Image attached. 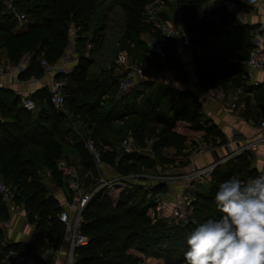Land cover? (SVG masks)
<instances>
[{
    "label": "trees",
    "instance_id": "16d2710c",
    "mask_svg": "<svg viewBox=\"0 0 264 264\" xmlns=\"http://www.w3.org/2000/svg\"><path fill=\"white\" fill-rule=\"evenodd\" d=\"M150 1L153 0H118L125 16L120 48L126 49L130 57L133 55L143 58L148 44L141 35L147 32L167 50V65L183 72L182 64L171 45L172 41L160 33L154 22L146 20L144 6ZM176 1L182 12V27L188 35L190 45L201 46L195 57V64L202 71L203 79L211 84L220 82L222 86L228 83L242 85L245 71L242 61L246 60L252 47L251 33L243 32L241 35L237 32L233 36L231 47L237 51L239 60L232 62L221 57L219 52L220 40L225 34L222 28L233 22L234 14L224 5L199 12L206 0ZM96 2L97 0H14L15 9L23 12L28 21L24 28L16 30L18 19L15 12L6 8L3 0H0V48L13 62L32 52L26 69L19 73L22 80L43 75L39 63L40 52L43 51L44 57L51 62H56L61 57L67 49L71 23L78 32L75 45V50L78 51L77 63L65 75L67 95L64 110L67 113L51 104L46 87H40L33 93L32 97L38 105L34 113L21 105V95L14 89L0 85V111L3 115V120H0V177L16 184V200L23 205L28 221L38 229L47 231L49 238L56 241L64 236L65 224L58 218L62 206L59 199L41 184L36 170L46 167L57 185L64 184L57 168L59 159H56L63 155L64 143L69 135L71 141L68 140V144L78 156L79 164L84 171L93 173H97V169L85 145V136L97 144L102 158L115 164L116 170L121 174L141 173L142 167L156 165L159 161L149 154H121L117 146L120 138L129 132L135 135L139 144L146 146L145 129L153 123L162 122L161 109L171 103L175 119L193 123L195 129L205 130V136L218 135L219 144L226 142L214 124H202L200 102L194 91L177 92L163 82L152 84L147 76L120 97L112 96L107 99L110 105L104 106L102 97L114 88L117 90L119 74L111 69L92 74L91 67L95 60L83 55L86 41L95 42L102 29L99 27L94 30L95 36L90 39L84 35L90 28L91 11ZM143 85L147 86L146 91H142ZM150 85L153 89L146 95ZM75 122L81 123V128L85 131L83 137L72 129L71 124ZM185 141L184 134L171 130V126H163L158 131L153 147L162 149L174 146L179 154L183 153ZM106 145L112 148L107 149L104 147ZM33 148L41 149L42 153L36 154ZM117 156L118 160L115 159ZM160 160L159 163L164 165L171 163L173 159L162 156ZM230 163L232 166L228 167ZM258 174L257 169L251 166L247 151L229 159L224 167L217 166L205 190L196 192V221L185 224H168L162 218L152 221L147 215V210L152 205L149 193L165 190V183L153 184L150 190H145V185L134 183L132 187L120 192L116 202L112 200L108 189L103 188L91 197L81 211V230L89 236V240L74 248L73 264H141L143 258L129 252L131 247L146 257L161 258L162 264H184L187 235L197 224L220 216L214 203V194L219 184L233 175L248 178ZM212 209L215 210L213 217L211 214L207 215V211ZM0 217H8L7 208L1 199ZM11 247L32 254L37 264L45 263L32 245L18 241L6 244L0 242V264H4V254Z\"/></svg>",
    "mask_w": 264,
    "mask_h": 264
},
{
    "label": "built area",
    "instance_id": "2783aa9c",
    "mask_svg": "<svg viewBox=\"0 0 264 264\" xmlns=\"http://www.w3.org/2000/svg\"><path fill=\"white\" fill-rule=\"evenodd\" d=\"M249 3H255L258 0H247ZM8 9L16 11L14 3L10 0H4ZM163 0H153L147 2L144 6V14L147 21H152L159 29L160 33L172 41L173 46L177 52H180L183 48H189L190 41L185 29L182 25L177 24L168 18L160 16L161 6ZM224 4H230V0H225ZM18 22L21 20H27V16L24 13H16ZM75 48V42L69 41L66 51L56 62L49 61L46 57H39V63L43 70V75L39 78L31 76L29 79H35L45 85L49 92V99L51 104L57 108L64 110V102L66 100V84L67 75L73 67V63L78 59L77 57H71L70 53ZM83 55H89V50L83 52ZM161 58L166 55L165 49L159 51ZM76 56V55H75ZM28 56H23L19 61L13 62L9 59L4 63H0V84L4 85L9 81H23L19 78V73L24 71L29 62ZM246 73L248 76H252L253 71L258 68L264 69V33H255L252 36V47L245 60ZM115 71L119 74L117 90L119 93H126L130 91L146 74L145 68L133 61L126 49H121L116 58ZM5 86V85H4ZM199 93L207 99H214L221 101L225 98L226 94L224 89L217 84H200L198 86ZM231 103V107L236 106V99ZM21 105L31 111H36L38 105L34 97L28 94H22L20 97ZM0 120H3V115L0 111ZM260 126L264 128V119L260 121ZM196 142L193 153L188 156L190 165L184 169V171L172 174L169 172L157 173V174H142V173H130L121 174L116 170L115 164L110 161H106L102 158L101 149L92 140L88 139L85 142L87 149L89 150L96 168L99 171L98 185L90 187L88 189H82V185L77 172L76 164L73 160L61 158L57 161V168L59 169L62 179H66L69 185L75 191L74 199V214H71L70 207L62 208L58 213V218L67 226V235L70 244V251L67 262L65 264H73L74 260V248L79 245L86 244L89 240V236L81 230V211L91 197L105 186L109 189L119 188L123 190L127 187H132L133 182L145 183V188H150L151 185L157 183H165L167 185L168 194L170 193L173 198H165L164 190L159 189L151 192L152 205L147 210V215L155 221L157 219H165L168 224L174 222H188L194 220L191 216V210L194 208V202L197 198L196 193L185 192V187L190 185L193 181L206 183L212 178L214 169L224 164L229 159L244 152L248 149H256L258 144L264 141V136L258 137L246 143L238 144L235 148H231L229 145L236 139L234 135L231 136L228 143H224L229 147V151L221 156L215 158L213 161L197 166L193 159L197 155H201L204 152L211 150V143L207 141L203 133L197 134L194 138ZM117 150L119 153H137L145 154L146 147L139 144L133 133H128L122 136L119 140ZM118 160V156L115 158ZM146 178H148L146 180ZM181 181L182 190L170 191V185L176 186L177 182ZM0 199L6 206L8 211V217L0 218V228L8 227L10 223V215L23 213L22 205L16 200L15 190L3 180H0ZM4 264H36L35 257L32 254L24 252L16 248H9L4 254Z\"/></svg>",
    "mask_w": 264,
    "mask_h": 264
},
{
    "label": "crops",
    "instance_id": "0c3cea01",
    "mask_svg": "<svg viewBox=\"0 0 264 264\" xmlns=\"http://www.w3.org/2000/svg\"><path fill=\"white\" fill-rule=\"evenodd\" d=\"M225 0H206L204 4L199 8V12L209 11L212 10L215 7L218 6H226L228 10L234 14L235 19L233 22L229 23L228 25H225L222 29L225 30V34L220 40L221 42V51L219 52L221 57L227 58L228 60L232 62H236L239 60L237 56V51L232 48V38L237 34V32H240L242 35L243 32L251 33V41L252 36L255 33H264V0H258L255 3H249L247 0H230V4H224ZM161 12L160 16L167 18L166 11L164 8V5L161 6ZM179 9V8H178ZM165 14V16H163ZM182 16V15H181ZM169 18V17H168ZM182 24V22H180ZM143 34H148L149 36L145 37ZM230 34V36H229ZM143 39L147 42L148 48L157 47L159 50H154V55L156 56V61L161 62V68L159 70L151 71L150 73H146L144 75L148 77H153L154 79L158 78L157 75H160L164 82L170 86H172L177 92L181 90H192L194 93L198 96L199 102H200V111L204 113L205 123L210 122L215 125L216 129L219 130V133L223 136L225 139V143H228L229 139L232 135L235 137V141L231 143L229 146L231 148H235L238 144L246 143L248 141H251L253 139H257L258 137L264 136V128L260 126V121L264 119V69L258 68L253 71L252 76L247 75L246 71V65L245 61L243 60V66H244V73L242 76L243 82L240 86H234L232 87L231 94H228L227 97L223 98L221 101L214 100V99H207L199 93L198 86L200 84H211L209 81H206L203 79L202 71L198 69V67L195 64V57L199 54L201 50L200 45H196L195 49L196 51H193L192 46L190 45L189 48H183L180 50V52H177L175 49V55L178 57L180 63L183 67V72H179L177 69H172L167 65L166 62V55L164 58H161L159 55V51L161 49H164L162 47V43L156 39L154 36L150 35L147 32L142 33L141 35ZM229 36V37H228ZM171 45H173L171 43ZM75 51V48L74 50ZM71 51V53H74ZM167 53V50H165ZM70 53V55H71ZM75 54V53H74ZM73 54V57H77L78 53L76 52V56ZM152 54V53H151ZM224 54H227L228 56H225ZM27 56L26 54H24ZM23 55V56H24ZM0 63H4L5 60H7V56L5 54V51L2 49L0 51ZM72 57V55H71ZM76 59V58H75ZM77 63V60L73 63V66ZM159 64V63H158ZM234 76V75H233ZM2 85V84H0ZM5 86H9L12 89L16 91V93L22 95V94H28L33 96V93L36 89L40 87H46L44 84L42 85L40 81L35 79H26L21 82L13 80L9 81L7 83H4ZM47 88V87H46ZM234 96L237 98L236 106L231 107V103L234 100ZM251 96V99L249 98ZM173 104H169L164 109L163 112V119L162 122L157 123L160 127L171 126V130H174L176 132L184 134L182 131H179L172 127L173 123L181 122V119H175L174 118V111H173ZM258 110H261L258 112ZM260 114L258 117L257 115ZM149 127V126H147ZM146 130V129H145ZM193 139V146L187 147V138L185 141V148L183 150V153L176 154L177 157L180 158L181 166L179 167H172V163H174L175 159L173 158L174 155H168L165 152L166 148H169L170 150L175 151L174 146H168L164 147L162 149L154 148L153 147V138H148L144 135L145 143L149 146L150 151L152 150L151 155H153V152H158L165 154V156L173 159L171 163L164 164V170L163 171H169L172 174H177L182 171H184L185 168H187L190 165V161L187 159L191 153H193V150L195 149L196 142L194 140L195 136L197 134L203 133L205 136V130L199 129V130H190ZM207 141L211 143L212 149L204 152L201 155H197L193 162L197 166L205 165L211 161H213L217 157H221L225 155L229 151V147L225 144H219L220 137L218 135L209 134L205 136ZM153 141V143H151ZM146 145V146H147ZM107 149H111V146H104ZM194 148V149H193ZM249 153V158L251 162V166L256 168L258 172L264 170V141H262L260 144H258L256 149H248L245 150ZM147 154V153H146ZM227 162V161H226ZM225 162V163H226ZM224 163V164H225ZM222 164V166L224 165ZM171 166V167H169ZM160 166L156 164L155 167L150 168H144L142 167V171L145 170H153L159 169ZM166 167V168H165ZM81 171L78 173L80 175ZM142 174H147L150 172H141ZM151 174H157V172H152ZM80 179V176H79ZM64 184L60 186V188H63L67 195H72L73 202L70 200L71 198L67 196L66 194H62V203H65L64 198L68 197V199L71 201L69 202L71 205H69L71 214H74V199H75V192L73 193L71 190L73 189L68 181L64 179ZM82 189H85V181H81ZM69 190L68 192L65 189ZM170 191H178L180 192L182 190L181 181L177 182L176 186L170 185L169 187ZM120 189H114L115 192H119L120 195L121 190ZM119 195H110L112 200L116 202L119 198ZM115 196V198H114ZM58 198L60 200V196L58 195ZM60 202V203H61ZM23 206V205H22ZM23 213L18 214H11L10 215V223L11 225L8 227L1 228L3 231H5V243L9 242H18V241H24L30 245L33 246L34 251L43 259L45 262L44 264H65L68 259L69 251H70V244L68 240V233H67V226L65 225L64 230V236L60 241H56L55 239H50L47 231L35 229V230H28L26 233L21 231V227L23 223H26L27 220L28 223H30L27 219L26 212L24 210V207H22ZM25 215V216H24ZM2 219V217H0ZM31 224V223H30ZM134 250V251H131ZM129 251L134 252L136 254H141L136 248L131 247L129 248ZM133 253V254H134ZM148 259H154L156 263L154 264H162L163 260L161 258L151 257L147 256ZM159 260V261H158ZM37 264V262H36ZM39 264V263H38ZM141 264H151V263H144V261L141 262Z\"/></svg>",
    "mask_w": 264,
    "mask_h": 264
},
{
    "label": "rangeland",
    "instance_id": "374dc122",
    "mask_svg": "<svg viewBox=\"0 0 264 264\" xmlns=\"http://www.w3.org/2000/svg\"><path fill=\"white\" fill-rule=\"evenodd\" d=\"M10 1H14V0H10ZM163 5H164V8H165V13L166 15L169 17H167L169 20L177 23V24H180L182 25L180 22H182V12L180 11V9H178V6H177V1L176 0H163ZM3 4L6 6V2H4L3 0ZM7 8V6H6ZM16 13H23V12H20V11H15ZM163 16H165V14H163ZM28 21L27 20H21L18 22L17 26H16V30H19V29H22L24 28V26L26 25ZM124 22H125V16H124V13L122 11V8L119 6V3H118V0H97L96 4L94 5L92 11H91V19H90V28L87 32H84V35H86L89 39L94 35L95 36V33H94V30L96 29H99V27L102 29L99 30L98 32V38L97 40L94 42V41H91V40H87L86 43H85V49L89 50V57H92L95 62L93 64V66L91 67V73L92 74H96L98 73L100 70H112L115 72V64H116V58H117V55L118 53L120 52L121 48H120V38H121V35L123 34V31H124ZM77 30L75 29L73 23H71L70 25V28H69V31H68V36H69V41H74L75 42V45L77 44L76 43V37H77ZM145 37L149 36L148 34H143ZM147 50L146 52L144 53V57L139 59L138 57H134L133 55L131 56L134 60H137L135 62H137L138 64L142 65L145 70H146V73H150L151 71H154V70H159L161 68V62H158L156 61V56L154 55V50H159L157 47L153 48V50H151V48H148L146 46ZM192 48H193V51H196L195 49V46L192 45ZM2 49L0 48V51ZM84 50V51H86ZM75 54L76 52L78 53L77 50L73 51ZM74 53H71L72 57H73V54ZM152 53V54H151ZM32 54L31 53H26V55L28 57H30ZM74 54V55H75ZM156 54V53H155ZM225 56H228L227 54H224ZM40 56H45L44 55V52H40ZM2 57H0L1 59ZM137 58V59H135ZM159 63V64H158ZM114 73H112V75H114ZM158 78L154 79L153 77H148L147 75V79L148 80H151L152 84L153 82L154 83H161V82H164L163 79L160 75H157ZM115 77V76H114ZM146 79V80H147ZM217 85H220L224 91H225V94L227 97L228 94H231L232 92V87H233V84H227V85H223L220 83V82H217L215 83ZM140 88V86L138 87ZM142 91H146L147 90V86L146 85H143L141 87ZM153 87L150 85V87L148 88V91L145 93L146 95L149 94L151 91H152ZM123 93H119L118 90H116L114 88L113 91H109L108 94H106L105 96L102 97V100H104V106L105 107H108L110 105V102L106 101L107 99L111 98L112 96L114 97H120V95H122ZM251 99V96L249 97ZM163 110V112L165 111L164 109H161ZM261 111V110H258V112ZM32 112H36V111H32ZM64 113H67L66 110H63ZM202 113V116L204 117H207L204 115V113L202 111H200ZM258 117L260 116V114L257 115ZM205 118L202 117V124L205 123L206 120H204ZM73 126L72 129L75 131L76 134H79L81 137L84 136V130L81 128V123L80 122H75L73 124H71ZM172 127H174L175 129L179 130V131H182L184 133V135L186 136L187 138V144L185 145L186 148L187 147H192L194 142H193V139H192V135L191 134V131L190 130H197L194 128L193 126V123L191 122H188L186 120H182L181 119V122H178V123H173ZM160 129V126L156 123H153L152 125H150L149 127L146 128L145 132H144V135L146 137H148L149 139L150 138H153V141L155 139H157V135H158V131ZM129 132V131H128ZM130 133V132H129ZM71 134V133H70ZM85 139V142L90 139V137H84ZM68 140L71 141V135L68 136L66 142L64 143V153L61 157H58L56 160L58 159H61V158H66L68 160H73L74 163L76 164V168H77V172L80 173V179L81 181H85V189H88L90 187H93V186H97L98 185V176H99V171L97 169V173H93L92 171H84V169L82 168V166L79 164V159H78V156L76 155V153L71 150V146L68 144ZM153 141L151 143H153ZM147 143V142H146ZM147 145V144H146ZM146 147V152L147 154L151 155L152 153V150L150 151V148L149 146H145ZM194 149V148H193ZM33 150L35 151L36 154H41V149H38V148H33ZM151 152V153H150ZM165 152L168 154V155H174V163H172V167H179L181 166V162L180 161V158L176 156V149L175 151L173 152V150H170L169 148H166L165 149ZM181 154V153H179ZM162 156H165V154L163 153H156V152H153V155H151V157H154L155 159H157V161H161L160 158ZM37 157V155H36ZM167 157V156H165ZM169 158V157H168ZM39 160V159H38ZM159 162H156L159 167V169H151V170H143L142 169L140 170V172H150V173H147V174H151L152 172H157V173H165V172H169V171H163L164 169V165L163 164H160ZM164 164H167V163H164ZM156 165H154L153 167H155ZM225 166V164L223 165V167ZM232 166V163L228 164V167ZM171 167V166H169ZM171 167V168H172ZM166 168V167H165ZM171 173V172H170ZM36 174L38 176V178L40 179V182L41 184H44L46 186V188L48 189V192L52 193L53 195H55L57 198H58V195L60 196V202L63 200L62 199V194H66V192L64 191L63 188H60V185H57L55 183V181L52 179L51 177V174H50V170H48L46 167H39L38 170H36ZM148 178H146L147 180ZM217 178H215L216 180ZM0 180H3L4 182H6L8 185H10L15 191H17V186L16 184L13 183V181L9 180H5L4 178L0 177ZM212 180V178L210 179V181ZM63 181H65L63 179ZM210 181L206 182V183H202V182H198V181H193L190 185L186 186L185 187V192H189V193H196V192H201L203 190H205V187L210 183ZM133 183H139L138 182H133ZM139 184H142L144 185L145 183L141 182ZM62 187V186H61ZM105 189H108V193L109 195H119L117 192L114 191V188H107L106 186L104 187ZM65 189L66 191L68 192L69 190L66 188L65 186ZM102 190V189H101ZM145 190H150V188H145ZM73 193L75 192L74 189L71 190ZM120 191V190H119ZM122 191V190H121ZM165 193V198H170V200H172L173 198L170 196L171 194L169 193L168 194V191L167 189L164 190ZM67 195V194H66ZM69 196L71 199V201L73 202V199H72V195H67ZM115 198V196H114ZM149 198L151 199V194L149 193ZM59 199V198H58ZM68 197L64 198V201L65 203H62L61 202V209L64 208V207H69V205H71L69 202H71ZM191 216L193 217V219L195 220L196 219V216H195V213H194V208L191 210ZM214 213H215V210L212 209V211H207V215L211 214L213 217L214 216ZM25 216V215H24ZM26 223H23L22 224V227H21V231L25 232L26 233L28 232V230L32 229V230H35V229H38L34 223H28L27 220L25 221ZM188 222H194L193 220H190ZM188 222H181V221H178V222H174L173 224H185V223H188ZM0 231H1V240L0 242H2V244H6L4 241H5V238H6V235H5V231H3L1 228H0ZM131 251H134V250H131ZM129 251V252H131ZM131 253H134V252H131ZM135 254V253H134ZM138 255V254H137ZM139 256L141 258H143V261L144 263H151V264H154L156 262H154L155 260L154 259H148L146 256H144V254H139ZM159 261V260H158Z\"/></svg>",
    "mask_w": 264,
    "mask_h": 264
},
{
    "label": "clouds",
    "instance_id": "9594fccd",
    "mask_svg": "<svg viewBox=\"0 0 264 264\" xmlns=\"http://www.w3.org/2000/svg\"><path fill=\"white\" fill-rule=\"evenodd\" d=\"M214 203L220 216L190 231L184 264H264V170L221 182Z\"/></svg>",
    "mask_w": 264,
    "mask_h": 264
}]
</instances>
